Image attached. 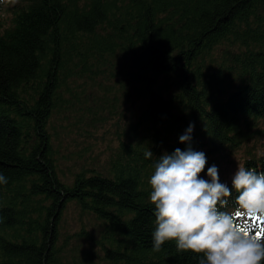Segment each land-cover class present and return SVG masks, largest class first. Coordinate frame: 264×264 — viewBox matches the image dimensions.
I'll return each instance as SVG.
<instances>
[{
    "label": "trees",
    "instance_id": "1",
    "mask_svg": "<svg viewBox=\"0 0 264 264\" xmlns=\"http://www.w3.org/2000/svg\"><path fill=\"white\" fill-rule=\"evenodd\" d=\"M8 6L13 16L0 23V174L7 179L0 184V264H57L59 225L71 202L106 225L105 264H198L173 242L152 251L148 180L160 156L186 149L179 137L190 123L193 148L229 187L238 165L263 172L264 155L256 161L255 150L264 144V0ZM117 54L131 68L123 82L148 97L147 109L121 144L111 177L82 174L67 186L53 160L51 117L73 78Z\"/></svg>",
    "mask_w": 264,
    "mask_h": 264
},
{
    "label": "clouds",
    "instance_id": "2",
    "mask_svg": "<svg viewBox=\"0 0 264 264\" xmlns=\"http://www.w3.org/2000/svg\"><path fill=\"white\" fill-rule=\"evenodd\" d=\"M16 2L0 0V5ZM194 130L190 123L179 137L186 149L160 156L148 180L155 217L152 251L160 253L166 242H173L178 254L191 253L198 264H264V234L258 235L264 220V172L238 165L229 187L218 166H207L206 154L193 148ZM144 157L151 159L153 152L146 150ZM6 183L0 174V184ZM234 192L235 208L227 210Z\"/></svg>",
    "mask_w": 264,
    "mask_h": 264
},
{
    "label": "rangeland",
    "instance_id": "3",
    "mask_svg": "<svg viewBox=\"0 0 264 264\" xmlns=\"http://www.w3.org/2000/svg\"><path fill=\"white\" fill-rule=\"evenodd\" d=\"M224 51L214 53V64L224 57ZM130 71L129 64L117 54L100 59L92 72L69 82L70 92H65V100L48 126L57 174L67 186L82 174L111 177L121 144L131 136L149 102L124 83L128 80L123 77ZM156 89L161 90V86ZM106 231V225L93 214L76 202L69 203L55 245L57 264H105Z\"/></svg>",
    "mask_w": 264,
    "mask_h": 264
},
{
    "label": "snow or ice",
    "instance_id": "4",
    "mask_svg": "<svg viewBox=\"0 0 264 264\" xmlns=\"http://www.w3.org/2000/svg\"><path fill=\"white\" fill-rule=\"evenodd\" d=\"M260 234H264V220L260 221V229H259L258 235Z\"/></svg>",
    "mask_w": 264,
    "mask_h": 264
}]
</instances>
